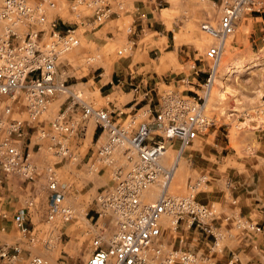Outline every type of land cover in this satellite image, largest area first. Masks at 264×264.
I'll use <instances>...</instances> for the list:
<instances>
[{
    "label": "rangeland",
    "instance_id": "374dc122",
    "mask_svg": "<svg viewBox=\"0 0 264 264\" xmlns=\"http://www.w3.org/2000/svg\"><path fill=\"white\" fill-rule=\"evenodd\" d=\"M27 1L47 18L37 28L49 32L51 22H55V29H76L77 44L60 54L55 65L57 78L65 81L68 92L53 96L42 115L48 122L72 102L71 94L77 93L83 102L96 108H114L111 112L113 125L125 128L132 118L126 117L130 113H136V123L146 119L148 106L141 108L142 102L131 109L135 99L123 105L133 97L140 98L145 89L156 88L157 93L150 94L151 108L154 109L159 92L165 89H173L182 95L200 92L201 84L210 72L212 62L204 54L209 46L218 42V38L207 30V26L212 30L217 26L222 0H176L175 8L159 5L152 24L140 37L136 33L124 32L105 38L87 35L89 30H94L92 27L96 29L107 20L94 26L92 17L87 21L86 17L92 16V9L86 6L72 9L71 0ZM256 14L262 17L254 19L251 17L253 13L243 12L234 33L226 39L230 43L228 49L224 46L216 71L223 77L227 65H238L241 70L224 80L227 88L213 80L206 102V113L212 117L213 123L205 134L186 147L182 153L183 170L168 190L175 196L193 192L200 202L216 211L220 209V203L209 204L203 200L214 201L216 198L217 202L220 194L225 193L227 203L235 204L238 188H243L244 192L248 190L245 193L250 194L253 192L251 189L257 186L263 191L261 196L264 198V12ZM59 16L65 23L58 19ZM82 17L90 25L82 23ZM6 26L8 21L0 19V34ZM18 31L23 36L27 26L20 25ZM179 43L183 45L177 55L176 45ZM129 46H132L131 50L119 54ZM244 66L248 68L244 69ZM137 84H140L141 92L138 95L130 93ZM259 92L262 95L258 98ZM111 102L116 103L115 106ZM120 108L124 114H117ZM81 113L82 108L76 104L70 116L79 118ZM51 131L66 143L69 155L61 157L56 154L53 141L47 138L46 145L34 153L42 169L38 170L35 178L46 189L36 203L38 207L47 209L49 191L44 170L51 167L58 186L64 191L63 204L71 208L72 214L68 218L57 216L51 222L43 218L36 227L38 232L33 233V241L17 232L21 239L18 245L22 248L17 264H28L32 255L42 254L49 264H86L92 250V239L100 233L102 222L107 220L98 217L96 211L99 207L95 199L101 190L113 185L118 167L130 169L136 155L126 158L131 153V146L127 144L126 152L115 147L106 159L99 156L98 150L107 130L103 131L93 117L77 134L67 136ZM37 149L35 147L34 151ZM166 151L169 163L166 167L169 168L180 152L179 145ZM228 178L231 179V187L226 185ZM159 179L163 182L162 176ZM157 198H151L145 189L143 199L146 203ZM162 220L166 222L155 244L164 251L176 248L174 220L169 215H164ZM105 228L108 237L114 231L115 223L108 218ZM262 230L261 226L258 232ZM225 233L224 244L233 247L235 242L229 237V232ZM46 238H51L50 244L44 242ZM203 263V259H199L198 264Z\"/></svg>",
    "mask_w": 264,
    "mask_h": 264
},
{
    "label": "built area",
    "instance_id": "2783aa9c",
    "mask_svg": "<svg viewBox=\"0 0 264 264\" xmlns=\"http://www.w3.org/2000/svg\"><path fill=\"white\" fill-rule=\"evenodd\" d=\"M1 1L0 18L9 24L0 34V183L3 175L14 174L32 180L38 174L39 168L31 155L33 148L39 149L38 141L42 139L53 141L59 156H68L66 143L50 130L71 136L83 131L86 121L93 117L103 131L107 130V140L100 146L99 156L106 159L124 137H128L136 157L130 169L118 167L115 170L113 185L101 190L95 199L99 207L96 211L98 217L110 218V222L115 223V229L106 237L107 220L102 222L100 233L92 239V250L86 264H198L202 258L191 250L170 248L164 251L155 244L164 228L160 222L164 215L173 218L174 229L186 218L189 226L213 235L212 247L221 251V233L213 223L219 212L200 202L193 192L183 196L168 193L165 185L170 173L160 160L166 150L176 144L182 154L213 123L212 117L206 113V102L216 65L223 53V42L234 33L239 16L245 11L261 10L264 0H222V13L217 26L213 30L207 26L218 42L205 51V58L212 64L200 92L182 95L173 89H165L159 92L155 108L146 110V119L136 123V113L126 115L132 118L125 128L113 125L111 112L114 109L96 108L83 102L77 93L71 94L72 102L60 110L47 127L40 125L37 128L36 141L31 148L28 146L31 143V128L40 123L53 96L68 92L65 81L57 78L55 65L60 54L77 44L76 29L58 30L55 29L56 23L51 22L52 29L47 32L44 28H37V25L47 21L39 8L31 6L27 0ZM71 1L72 9L79 6L92 9L94 26L124 10L120 0ZM20 25L27 26L23 36L18 31ZM131 48H124L119 54ZM141 89L137 84L132 91L137 94ZM154 91L155 87L145 89L141 94L147 97ZM76 104L80 105L82 113L74 119L70 113ZM117 110V114L125 113L121 108ZM44 171L47 172L49 191L46 221L51 222L57 216L70 217L72 210L63 204L64 191L58 186L52 168ZM161 175L165 179L164 189L154 202L146 203L143 191ZM27 206H33V201L29 200ZM26 217L27 209L24 208L17 212L14 224L22 236H28L33 241ZM238 217L241 228L256 232L261 230V226L253 221ZM50 241L51 238L44 240L46 244ZM21 252L22 248L17 244L0 245V264H17ZM28 264H49V261L43 256L32 255Z\"/></svg>",
    "mask_w": 264,
    "mask_h": 264
},
{
    "label": "crops",
    "instance_id": "0c3cea01",
    "mask_svg": "<svg viewBox=\"0 0 264 264\" xmlns=\"http://www.w3.org/2000/svg\"><path fill=\"white\" fill-rule=\"evenodd\" d=\"M120 1H122L124 4V10H122L121 12L118 11L116 15H113L110 19H108L96 29L95 27H92L94 30H89L87 35L92 34L94 38L96 35L105 38L110 36H116L118 34H124V32H127L136 33V35L140 37L144 34L146 29H149V24H152V20L155 17V11L157 10L159 5L166 4L167 7L174 8L176 6V0ZM260 12H264V9L259 12H250L253 13L251 17L254 19L262 17V15L256 14ZM85 17H82V23H86V26L90 25L87 21L91 20L92 16L88 15V17H86L87 21ZM58 19H61V21H63L62 23H65V20L62 17L59 16ZM182 45V43L176 45L177 55L179 50H181ZM142 83H146V81H142ZM103 85L104 84H102V86ZM130 93L135 94L133 91H131ZM138 94L139 93H137V95ZM133 99H135V102L130 105V109L132 107L135 108V106L141 102V108L148 106V109H151L152 97L150 96L144 97L142 95L140 98L136 96L124 103L123 105L127 104ZM109 104L110 103L108 102V105ZM115 104L116 103L111 102V105L115 106ZM87 122L88 120L86 121V124ZM48 124V119L45 117H41L40 123L31 128V143L28 145L30 148L36 141L35 133L37 131V128L40 125L47 127ZM38 142L40 144L39 149H37V151H34L33 148L31 157L33 162L38 166L40 170L41 168L40 164L38 163V158L34 157V153L38 152L42 148V146H45L46 142L45 139H42ZM170 170L172 171V169ZM1 178L2 182L0 183V245H18L21 239L17 236V232H19V230L14 224V218L18 211L24 208L27 209L26 222L31 228L32 235L34 236L33 233L38 232L35 230L36 227L41 224V220L44 218L46 221L45 208L38 207L36 203V199L43 197V193L46 189L41 183L36 180L35 177L32 180H28L14 174H9L3 175L1 176ZM168 184L165 185V187L167 186V192ZM226 185L228 187L232 186L230 178L226 180ZM257 188L258 186L251 189L253 190V192L250 194H246L248 190H245V193L243 188H238L236 190L237 195L235 198L236 202L234 201L235 204L227 203L225 193L220 194V200L217 202L215 201L216 198L214 199V201H212L211 199L203 200L209 204L220 203V209L218 210L219 215L213 220V223L221 233V251L213 249V235L205 233L204 231L196 228L195 226H189V223L186 218L181 220L180 224L176 228V248L180 247L184 249H189L193 252H197V254L203 259V264H264V198H262L261 196L263 194V191ZM29 200L33 201V206H27ZM238 216L242 217V219L244 220H251L254 223L262 226L263 230L261 232H256L241 228L240 223L238 221ZM162 224L163 226L165 225V223ZM225 232H229V237L232 239V241L235 242V245L233 247L224 244L223 240L225 238Z\"/></svg>",
    "mask_w": 264,
    "mask_h": 264
},
{
    "label": "bare ground",
    "instance_id": "6f19581e",
    "mask_svg": "<svg viewBox=\"0 0 264 264\" xmlns=\"http://www.w3.org/2000/svg\"><path fill=\"white\" fill-rule=\"evenodd\" d=\"M1 19V18H0ZM8 24H9V22H8ZM225 41H226V44H225ZM224 44H223V48H224V46H225V48L224 49H228V46H229V41L228 40H224V42H223ZM217 68H218V65L216 66ZM245 68L244 69H246V68H248V66H244ZM240 68V66H236V65H227L226 67H225V73L223 74V77H221V75H219L218 73H217V71H215V73L213 74V80H215L216 82H217V84H220V86L221 87H223V88H227V84H226V81H224V80H226V79H228L231 75H233V73L234 72H237V71H240L241 69H239ZM223 93V92H222ZM262 95V93L261 92H259L258 94H257V96H258V98H259V96H261ZM257 98V99H258ZM107 140V134H106V136H105V138H104V141H106ZM127 144H130V146H131V153H129L128 155H127V159L130 157V156H132V155H134L135 154V150H134V147H133V145H132V142L130 141V139L128 138V137H124V139H123V141L119 144V145H117L116 147H119L120 148V152H123V151H127ZM119 148H117V150L119 149ZM115 149V148H114ZM115 151V150H114ZM160 162H163V164L166 166V164L168 165L169 163H168V161H167V151L165 152V154L162 156V158H161V160H160ZM162 164V165H163ZM164 166V167H165ZM183 166H184V161H183V159H182V154L181 153H179L178 152V154H177V156L175 157V159L173 160V162L170 164V166H169V168L170 169H172V171L170 170V169H168L167 167H165L166 168V170L170 173V175H169V180L166 182V184H168V182H169V184H168V190L170 189V187H171V185L173 184V181H174V179L175 178H177L180 174H181V171L183 170ZM162 176V175H161ZM161 176H159V177H161ZM162 179H163V182H164V178H163V176H162ZM156 181V182H155ZM153 183H152V187H151V185H150V187H147L146 188V192H147V194L151 197V198H154V197H158V195L160 194V192L163 190V188H164V183L162 182V180L161 179H159V180H155ZM163 183V184H162ZM145 191V190H144ZM143 191V192H144ZM143 195H144V193H143ZM161 223H165L166 222V220H162V221H160ZM43 255V257H46L44 254H42Z\"/></svg>",
    "mask_w": 264,
    "mask_h": 264
}]
</instances>
